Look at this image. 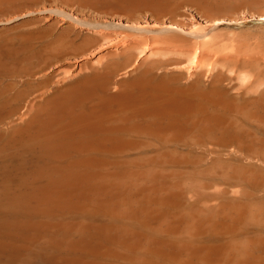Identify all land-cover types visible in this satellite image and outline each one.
Instances as JSON below:
<instances>
[{"label": "bare ground", "instance_id": "6f19581e", "mask_svg": "<svg viewBox=\"0 0 264 264\" xmlns=\"http://www.w3.org/2000/svg\"><path fill=\"white\" fill-rule=\"evenodd\" d=\"M244 1L0 0V264H264Z\"/></svg>", "mask_w": 264, "mask_h": 264}, {"label": "rangeland", "instance_id": "374dc122", "mask_svg": "<svg viewBox=\"0 0 264 264\" xmlns=\"http://www.w3.org/2000/svg\"><path fill=\"white\" fill-rule=\"evenodd\" d=\"M238 1H240V2H243L244 0H238ZM245 1H248V2H245ZM244 1V3H247V6H244L242 9H240L239 11H238V13H236V14H234V15H236V17L238 18V20L237 21H233V20H229L228 18V16H230L229 14H227V13H225V14H223V20H220V21H217V23H216V30L213 32V34H215L216 35V37H217V41L218 40H220L221 41V43H220V45H219V43L217 44V47H219V49L217 50V53H223L224 55L225 54H231L232 52L231 51H234L235 50V47H237L236 48V50H238L239 51V41H241L240 42V52H241V49H245V51L244 50H242V52L241 53H243L244 55L246 54V56L248 55V53L250 52V50L252 51V49L255 51H252L253 53H254V55H260V54H264V49H262V48H260V54H257L256 53V50L255 49H257V48H259V47H262L263 46V48H264V39L262 38V37H264V14L262 13L263 11H264V6H262L261 7V5H264V0H245ZM251 1V2H250ZM254 2V3H253ZM249 3H251V4H249ZM261 3H263V4H261ZM253 5V6H252ZM259 7V8H258ZM263 8V9H261V8ZM186 8V9H185ZM253 8V9H252ZM189 7H187V6H185V7H183V9H181L185 14H188L187 16V18L189 19V21H191V22H193L194 20H197L198 22H200L201 23V25H202V27L204 26V27H207V26H209V25H207V24H205V23H203L202 21H200L199 19H198V17H197V15L194 13V12H192L191 11V9H189ZM261 10V11H260ZM188 11V12H187ZM248 11V12H247ZM243 12V13H242ZM253 13V14H252ZM260 13V14H259ZM241 14V15H240ZM244 14V15H243ZM247 14V15H246ZM248 15H249V17H248ZM253 15H255V16H253ZM257 15V16H256ZM259 16V17H258ZM192 17V18H191ZM241 17V18H240ZM243 17V18H242ZM246 17V18H245ZM253 17V18H252ZM256 17V18H255ZM197 18V19H196ZM246 19V20H245ZM227 20H229V22L227 21ZM240 20V21H239ZM150 22V25H152V23H151V21H149ZM218 25V26H217ZM218 27V28H217ZM218 29V30H217ZM220 30H221V32H220ZM243 30H245V31H243ZM247 30H249L248 31V33H250V35L248 36V33H247ZM238 31V32H237ZM217 32H219V33H217ZM245 32V33H244ZM226 33V34H225ZM239 33H241V35H242V38H245V39H243L242 40V38H241V36H240V34ZM244 33V34H243ZM231 34H232V38L230 37L231 36ZM236 34V35H235ZM252 34H254V36L252 35ZM220 35H222V36H220ZM255 35H257V38H256V36ZM261 35H263V36H261ZM227 36V37H226ZM237 36V38H235ZM250 36H252V38L250 37ZM221 37V38H220ZM225 37L226 38H228V40L227 39H225ZM241 38V39H240ZM249 38V39H248ZM252 40H251V39ZM223 39H225L226 41H224ZM235 39V40H234ZM253 39L255 40L254 42H251V41H253ZM258 41H257V40ZM263 39V40H262ZM231 40H232V42H231ZM239 40V41H238ZM247 41V43H249V45L251 44V43H255V42H257V43H255V44H257V45H260L259 47H257V48H253V46H252V48L251 49H249V45L245 42V41ZM228 41V42H227ZM229 41H230V43H229ZM219 42V41H218ZM227 42V44H223V43H226ZM242 42H243V46H242ZM251 42V43H250ZM259 42H261V43H259ZM232 43V44H231ZM245 43V44H244ZM223 44V45H222ZM229 44V45H228ZM236 44H238V46L236 45ZM261 44H263L262 46H261ZM226 47H225V46ZM230 45L232 46L233 45V47L232 48H234V49H232L231 47H230ZM236 45V46H235ZM247 45V47H245ZM252 45V44H251ZM244 47V48H242V47ZM256 46V45H255ZM225 49H227V50H225V51H222V50H224L223 48ZM229 49H232L231 51L229 50ZM249 49V52H247V50ZM257 50V51H258ZM262 50V51H261ZM238 51H234V53L235 52H238ZM231 52V53H230ZM251 52V53H252ZM262 52V53H261ZM219 53V54H220ZM249 54L248 56H252V54ZM256 53V54H255ZM233 54V53H232ZM245 56V57H246ZM260 56H262V55H260ZM259 56V57H260ZM264 56V55H263ZM262 56V59H261V64H264V57ZM263 62V63H262ZM188 64V63H187ZM185 65L186 66V68H188V67H190L191 65L190 64H188V65ZM260 64V65H261ZM227 65V64H226ZM225 65V66H226ZM228 65H230V64H228ZM224 65L223 66H221V67H224V68H222V72L223 73H225V75H227V77H228V75L229 76H231V77H233L235 80H233L234 82H236V80H237V84L239 85V84H245V82L247 83V80L246 79H244V78H246V77H248V76H250V80H252V78H251V75H253V71L252 70H250L251 68H247L248 70H246V68H244V69H239V70H237V69H234L233 68V65H232V68H231V65L230 66H226L225 67ZM229 67V68H228ZM261 67H263V70H262V68ZM219 68H220V66H219ZM221 69V68H220ZM224 69V70H223ZM257 69V68H256ZM258 69L260 70L261 69V71H260V78H259V81L255 84V85H257L258 83H260L261 81L263 82V80H264V65H261L260 67L258 66ZM234 70H237L236 72H234ZM244 70V71H243ZM245 70H246V72L247 71H251V72H249L250 74H248V73H246L245 72ZM228 72L227 74H226V72ZM233 71V72H232ZM245 72V73H242V75L243 74H245V75H248V76H246L245 77V75H241L240 77V79L238 78L239 77V72L241 73V72ZM212 72V73H211ZM211 72H209L211 75H213L215 72L214 71H211ZM214 72V73H213ZM238 72V74H237V78L235 77L236 76V73ZM209 74V75H210ZM231 74V75H230ZM235 74V75H234ZM233 75V76H232ZM242 79H244V81L245 82H242ZM261 80V81H260ZM264 84V83H263ZM255 85H254V87H255ZM262 85V84H261ZM264 86V85H263ZM239 87V86H238ZM261 87V86H260ZM259 87V84H258V88L257 89H255L254 91L255 92H257L258 93V90H260L261 88ZM264 88V87H263ZM262 88V89H263ZM251 91H252V89H251ZM253 91V92H254ZM250 93H252V92H250ZM257 93H254V94H252V95H255V94H257Z\"/></svg>", "mask_w": 264, "mask_h": 264}]
</instances>
